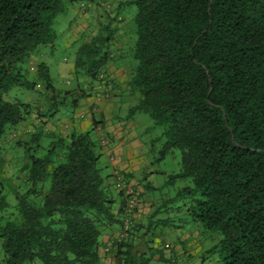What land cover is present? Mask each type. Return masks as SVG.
<instances>
[{
    "label": "trees",
    "instance_id": "16d2710c",
    "mask_svg": "<svg viewBox=\"0 0 264 264\" xmlns=\"http://www.w3.org/2000/svg\"><path fill=\"white\" fill-rule=\"evenodd\" d=\"M70 1L0 0V137L29 112L10 89L32 91L36 82L51 89L43 63L31 81L20 65L52 43L55 18ZM126 4L135 28L129 85L138 95L129 113H146L161 128L160 158L179 151V171L167 183L189 180L178 196L192 197L191 219L217 233L220 263L264 264V0ZM109 24L76 52L74 68L91 79L106 60ZM38 139L31 133L35 150ZM43 151L21 167L32 201L20 198L19 221L0 225V264H97L99 227L115 219L93 143L87 133L70 134ZM132 230L114 264H135Z\"/></svg>",
    "mask_w": 264,
    "mask_h": 264
},
{
    "label": "crops",
    "instance_id": "0c3cea01",
    "mask_svg": "<svg viewBox=\"0 0 264 264\" xmlns=\"http://www.w3.org/2000/svg\"><path fill=\"white\" fill-rule=\"evenodd\" d=\"M96 2L100 4L92 7L80 3L78 11H74V15L69 20L75 33L72 35V41L67 42L75 45L76 51L72 65L69 68L60 67L59 71L62 75L73 77L74 85L67 90L59 91L51 81L50 90H44L41 85L36 84L32 90L33 95H27L23 101L29 106L28 116L23 120L26 121V125L23 124L13 130L14 134L11 136V139L15 140L13 144L32 145L28 141L31 133L35 132L39 134L36 150L43 151L44 147L39 144L42 137L51 142L57 137H67L70 134H88L93 143V150L98 156L97 164L103 185L108 188L111 196V211L115 219L114 222L99 227L95 250L97 264H114L117 251L115 239L121 229L122 203L117 190L113 188L114 173L132 189L136 198L132 216L133 230L129 239L130 255L135 264H221L214 246L209 249L201 239L196 238L206 239L205 236L191 233L169 218L154 217L162 212L157 207L164 205L162 200V203L154 202L151 195V192L157 189L151 177L158 172L150 171L145 146L135 130V122L133 119L127 120L128 114L122 116L125 104L123 95L130 94L138 99L137 93L129 85L135 64L127 58L130 55L126 47L131 41L126 35L123 19L118 14L122 3L113 4L112 9L109 6L101 9L102 2L106 0ZM100 16L106 21L101 22ZM108 22L112 34L105 47L106 60L99 69V72L104 73L107 78L108 88L107 93L102 94L103 83L97 78L91 79L84 71L76 70L74 61L78 48L88 43ZM54 40L48 45L49 48L53 46ZM42 47L37 48L29 57L28 65H33V68L36 66L34 59L41 58L44 54ZM41 63L46 66L44 62ZM67 97H74L70 105L71 112L63 117L61 122L55 117L58 99ZM90 132L94 135L93 139ZM102 155L106 156V162L99 161ZM26 162L27 158L20 166V174L23 176L24 171L21 167ZM212 252L214 253L212 257L216 259H210L209 254Z\"/></svg>",
    "mask_w": 264,
    "mask_h": 264
},
{
    "label": "rangeland",
    "instance_id": "374dc122",
    "mask_svg": "<svg viewBox=\"0 0 264 264\" xmlns=\"http://www.w3.org/2000/svg\"><path fill=\"white\" fill-rule=\"evenodd\" d=\"M128 1L129 0H106V2H102L103 6H100V8L103 9V7L109 6L112 9L114 8L113 4L122 3L121 8L118 10V14L123 19L125 29L127 30L126 35L131 41V44L126 47V50L130 55L127 56V58L132 64H135L131 55V49L135 40V28L131 21L134 13V7L132 5H127L126 3ZM80 3H84L83 5L86 6L85 1L78 2L74 0L65 5L63 13L58 14L55 18L53 31L56 37L53 46L51 48H49L48 45H45L47 47H42L41 50L44 51L43 56L41 58L34 59L35 65L41 62L46 64L51 84L59 91L67 90L74 85V78L70 75H62L59 68H69L72 65L76 48L75 45L69 44L67 41H72V35H74L75 32L71 28L69 20L74 15V11H78ZM99 18L101 19V22L106 21L102 16ZM28 64V61H24V63L20 65L21 69L27 70L29 66H33ZM33 72L34 71L28 70L29 74L27 75V79L30 81L34 79L32 75ZM36 84L39 86L41 85L38 82H36ZM27 95L32 96L33 91L13 87L8 92L9 97H16L22 102ZM73 98L74 97L58 99L59 104L57 106V113L55 114V117L61 122L64 119L63 117L71 112L70 105ZM123 99L125 104L122 116H126L128 114L127 120L130 121L133 119L135 122V130L145 146V155L148 158V166L151 169L150 171L158 172L153 174L151 177L152 181L157 186V189L151 192V195L154 202L162 203V200L164 205L162 207H157L162 210V212L154 215V217L159 219L169 218L171 221L178 223L181 228L189 230L191 233H199V236L201 237L205 236L206 239L195 237L197 239H201L203 243H205V246L211 249L219 239L217 233L203 229L199 223H196L191 219L188 213V207L189 203L193 202L192 197L183 194L178 196V193L182 188L190 187L189 180H175L173 183H167L168 177L179 171V151L171 150L169 153L164 155V157L160 158L159 151L162 146V139L159 137L161 128L153 127L152 121L146 113H129V109L137 103L138 99H135L130 94L123 95ZM23 124L26 125V121H21L14 127L7 126L0 137V201L3 199L6 206L4 209H0L1 226L6 222L17 223L19 221L20 215L17 209L20 198H22L25 202L32 201L29 196H26V191L32 188L31 184L26 183L23 175L20 174V166L23 164L25 158H27V155L40 157L44 154V151H37L33 149V144L28 146L24 143H21L20 145L13 144L15 143V140L11 139V136L14 134L13 130ZM90 136L93 139V133L90 132ZM48 142L49 140L42 137L39 144L45 149ZM99 161L106 162V156H100ZM213 255V252L209 254L211 260L216 259L212 257ZM2 256L3 253L0 239V260L2 259Z\"/></svg>",
    "mask_w": 264,
    "mask_h": 264
},
{
    "label": "built area",
    "instance_id": "2783aa9c",
    "mask_svg": "<svg viewBox=\"0 0 264 264\" xmlns=\"http://www.w3.org/2000/svg\"><path fill=\"white\" fill-rule=\"evenodd\" d=\"M29 71H34V68L32 66L28 67ZM98 81L103 83V88H102V94L107 93V78L104 75V73L100 72L96 76ZM99 94H96L98 96ZM32 132V131H29ZM114 189L117 191L122 192V197L124 198V203H123V208H122V218H121V229L117 235V238L115 239L116 244H120L122 242H126L130 236V230L133 226L132 223V216L134 213V209L136 206V198L135 194L132 191V189L125 185L119 175L114 173Z\"/></svg>",
    "mask_w": 264,
    "mask_h": 264
},
{
    "label": "water",
    "instance_id": "95a60500",
    "mask_svg": "<svg viewBox=\"0 0 264 264\" xmlns=\"http://www.w3.org/2000/svg\"><path fill=\"white\" fill-rule=\"evenodd\" d=\"M209 91H210V89H209Z\"/></svg>",
    "mask_w": 264,
    "mask_h": 264
}]
</instances>
